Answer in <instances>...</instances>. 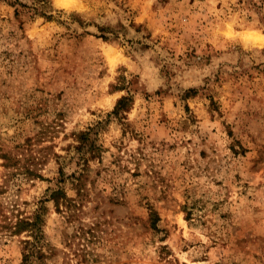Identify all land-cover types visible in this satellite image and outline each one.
Segmentation results:
<instances>
[{"label": "rangeland", "instance_id": "374dc122", "mask_svg": "<svg viewBox=\"0 0 264 264\" xmlns=\"http://www.w3.org/2000/svg\"><path fill=\"white\" fill-rule=\"evenodd\" d=\"M39 206L28 264H264V0H0V208Z\"/></svg>", "mask_w": 264, "mask_h": 264}, {"label": "trees", "instance_id": "16d2710c", "mask_svg": "<svg viewBox=\"0 0 264 264\" xmlns=\"http://www.w3.org/2000/svg\"><path fill=\"white\" fill-rule=\"evenodd\" d=\"M121 103L122 101H119L118 107ZM115 111H117V108ZM78 139L81 140L80 146L83 147L86 140L85 134H79ZM77 149H81V147L78 146ZM79 183H81L80 178L78 179V184ZM48 200L52 201L57 211H62L60 208L61 206L65 209V211H67V209H69L73 204L70 202L72 200L67 199L61 189L52 190L49 194ZM44 212V206H39L32 217H21L20 215H15V219L13 220L0 208V238L7 235H21L23 233L27 235L26 238L22 240L23 256L21 264H28L31 261V257L43 256L40 244L42 238V214Z\"/></svg>", "mask_w": 264, "mask_h": 264}, {"label": "bare ground", "instance_id": "6f19581e", "mask_svg": "<svg viewBox=\"0 0 264 264\" xmlns=\"http://www.w3.org/2000/svg\"><path fill=\"white\" fill-rule=\"evenodd\" d=\"M56 1L58 2V1H61V0H56Z\"/></svg>", "mask_w": 264, "mask_h": 264}]
</instances>
